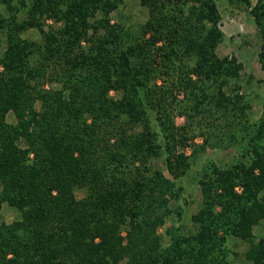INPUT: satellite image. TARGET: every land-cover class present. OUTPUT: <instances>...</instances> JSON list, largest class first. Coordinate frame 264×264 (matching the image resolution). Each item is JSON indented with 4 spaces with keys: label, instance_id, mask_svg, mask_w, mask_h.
<instances>
[{
    "label": "trees",
    "instance_id": "16d2710c",
    "mask_svg": "<svg viewBox=\"0 0 264 264\" xmlns=\"http://www.w3.org/2000/svg\"><path fill=\"white\" fill-rule=\"evenodd\" d=\"M237 1L264 71V0ZM0 2V214L20 212L0 222V264H230L231 235L264 264V109L252 119L242 64L218 54L217 0H141L138 25L114 21L123 0ZM208 146L234 153L201 168L187 233L171 202Z\"/></svg>",
    "mask_w": 264,
    "mask_h": 264
},
{
    "label": "rangeland",
    "instance_id": "374dc122",
    "mask_svg": "<svg viewBox=\"0 0 264 264\" xmlns=\"http://www.w3.org/2000/svg\"><path fill=\"white\" fill-rule=\"evenodd\" d=\"M221 12V29L223 31V39L218 46V54L220 56H234L242 64L243 68L240 72L241 91L245 99L252 105L251 116L253 120H258L262 116L264 109V71L258 59V53L261 49L260 30L256 24L254 17L249 9L237 0H217ZM1 10V2H0ZM148 10L141 5V0H123L119 9L112 13L114 21L126 23L127 25H138L147 19ZM27 37L38 38L39 33L36 29H30L25 34ZM115 94V93H113ZM13 113L9 114L8 120L14 121ZM178 124H183L185 119L177 117ZM198 138L196 142H201ZM232 149L224 147L208 146L203 152L196 154V162L191 171L180 181L184 186L183 198L186 200H173L171 202L174 208L182 209L181 223L185 228V232H193L198 229V225L194 221V216L201 207V191L198 185L200 170L208 162H215L223 166L233 156ZM83 196V193H79ZM20 218V212L7 202L2 203L0 222H11ZM179 221L175 215L167 218L165 225L159 228L160 234L163 236V243H169L167 228L178 225ZM255 238L264 237V220L254 227ZM227 261L230 264H253L245 256L248 243L233 235L228 236L226 241ZM123 260L118 264H125Z\"/></svg>",
    "mask_w": 264,
    "mask_h": 264
}]
</instances>
